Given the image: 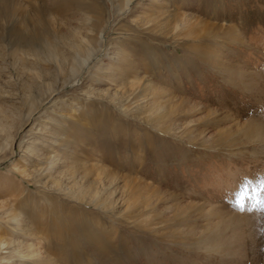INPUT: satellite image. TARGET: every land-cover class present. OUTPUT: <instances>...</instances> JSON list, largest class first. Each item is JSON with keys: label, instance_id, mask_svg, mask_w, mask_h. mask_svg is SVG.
Masks as SVG:
<instances>
[{"label": "rangeland", "instance_id": "374dc122", "mask_svg": "<svg viewBox=\"0 0 264 264\" xmlns=\"http://www.w3.org/2000/svg\"><path fill=\"white\" fill-rule=\"evenodd\" d=\"M261 179L264 0H0L3 261L264 264Z\"/></svg>", "mask_w": 264, "mask_h": 264}, {"label": "bare ground", "instance_id": "6f19581e", "mask_svg": "<svg viewBox=\"0 0 264 264\" xmlns=\"http://www.w3.org/2000/svg\"><path fill=\"white\" fill-rule=\"evenodd\" d=\"M39 16V15H38ZM31 22V21H30ZM36 27V26H35ZM38 28V27H37ZM30 29V28H29ZM34 31V30H33ZM30 32V31H29ZM40 36H41V30H39L38 32H32V33H30V34H25V35H22V38L24 39V41H23V43H24V45L26 46V47H28V46H33V47H36V46H38L39 44H40V42H41V40H42V38H40ZM50 98V97H49ZM50 139V138H49ZM51 141V140H50ZM38 142V141H37ZM29 151V150H28ZM38 171V170H37ZM28 174V173H27ZM19 221H21V219L19 218V217H15V218H12L11 219V224L12 225H15L16 227H18L19 225H21L20 223H19ZM14 226V227H15ZM29 232V231H28ZM29 235V234H28ZM28 235H24L25 237H27ZM10 244H9V246L8 247H10L11 245H14V249H15V246H17V251H18V249L20 248V243L18 242V241H15V240H13V241H10L9 242ZM16 244H18V245H16ZM28 247V249H27V251H31L32 250V245H28L27 246ZM11 250V249H10ZM35 251V250H34ZM8 252V251H7ZM11 252V251H10ZM9 253V252H8ZM11 254V253H10ZM7 256H5V255H3V256H1L0 255V264H6V263H8V264H18L17 262L15 263L14 262V259L12 260V259H10L11 261H3L5 258H6ZM9 257V256H8ZM21 257V256H20ZM10 258V257H9ZM7 259V258H6ZM24 260V259H23ZM24 262V261H23Z\"/></svg>", "mask_w": 264, "mask_h": 264}, {"label": "snow or ice", "instance_id": "6c2138e0", "mask_svg": "<svg viewBox=\"0 0 264 264\" xmlns=\"http://www.w3.org/2000/svg\"><path fill=\"white\" fill-rule=\"evenodd\" d=\"M254 195L251 197L252 204L250 208H245L244 199L240 194H238L237 199L235 201V207L241 211H259L264 213V179H261L259 188L254 189Z\"/></svg>", "mask_w": 264, "mask_h": 264}]
</instances>
